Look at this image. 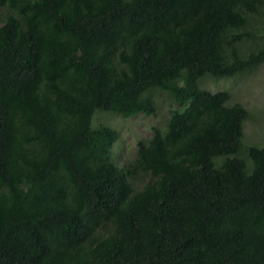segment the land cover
Listing matches in <instances>:
<instances>
[{"label": "trees", "instance_id": "obj_1", "mask_svg": "<svg viewBox=\"0 0 264 264\" xmlns=\"http://www.w3.org/2000/svg\"><path fill=\"white\" fill-rule=\"evenodd\" d=\"M262 63L264 0H0V264H264V143L201 86ZM156 90L118 164L94 115Z\"/></svg>", "mask_w": 264, "mask_h": 264}, {"label": "rangeland", "instance_id": "obj_2", "mask_svg": "<svg viewBox=\"0 0 264 264\" xmlns=\"http://www.w3.org/2000/svg\"><path fill=\"white\" fill-rule=\"evenodd\" d=\"M201 82V86L212 92L228 91L231 94L230 103L239 102L249 109L251 118L244 122L246 124L243 144L245 147L261 146L264 143V63L252 72L236 78L222 80L206 76ZM154 99L159 106L156 116L139 114L124 118L107 111H97L94 115V128L108 124L120 133V138L113 148V158L118 164L131 160L135 156L137 142L150 137L153 126H164L171 110L178 108L165 91H154Z\"/></svg>", "mask_w": 264, "mask_h": 264}]
</instances>
